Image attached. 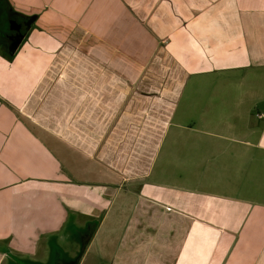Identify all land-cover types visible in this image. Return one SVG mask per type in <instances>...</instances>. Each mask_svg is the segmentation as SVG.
<instances>
[{
    "label": "crops",
    "instance_id": "crops-1",
    "mask_svg": "<svg viewBox=\"0 0 264 264\" xmlns=\"http://www.w3.org/2000/svg\"><path fill=\"white\" fill-rule=\"evenodd\" d=\"M24 20L0 38V264L62 238L76 264H264V0H0Z\"/></svg>",
    "mask_w": 264,
    "mask_h": 264
},
{
    "label": "flooded vegetation",
    "instance_id": "flooded-vegetation-1",
    "mask_svg": "<svg viewBox=\"0 0 264 264\" xmlns=\"http://www.w3.org/2000/svg\"><path fill=\"white\" fill-rule=\"evenodd\" d=\"M26 26H27V22L22 21V25L19 26V28L16 29H11L10 32L8 33V35L6 37H4V41L5 44H7L10 41V44L13 43L18 36H20L22 33H26ZM10 38V39H9ZM87 232V229L84 228L83 230L78 231L77 233L74 234V236H77L78 241H79V245H82V240L85 236V234ZM55 246V252L53 254H51V259L46 261L43 264H76V260H77V256L73 257H69L68 255V251L64 250V249H56L58 247L57 244H54ZM57 250V251H56ZM62 259V261H55L56 259ZM15 264H34L33 261H29V260H22V262H17ZM41 264V263H39Z\"/></svg>",
    "mask_w": 264,
    "mask_h": 264
},
{
    "label": "rangeland",
    "instance_id": "rangeland-1",
    "mask_svg": "<svg viewBox=\"0 0 264 264\" xmlns=\"http://www.w3.org/2000/svg\"><path fill=\"white\" fill-rule=\"evenodd\" d=\"M10 27H11V24L9 22L0 23V38H4L8 35L11 29ZM66 240L67 239L62 238V240H60L61 245H63L65 249L72 250L73 246L71 244H68Z\"/></svg>",
    "mask_w": 264,
    "mask_h": 264
},
{
    "label": "water",
    "instance_id": "water-1",
    "mask_svg": "<svg viewBox=\"0 0 264 264\" xmlns=\"http://www.w3.org/2000/svg\"><path fill=\"white\" fill-rule=\"evenodd\" d=\"M30 25H31V23L28 22V23H27V26H26V31H27V29L30 28ZM24 35H25V33H22V34H21L20 36H18V38H17V39L11 44V46H10V48H9L10 53H14V52H15V50H16L17 47L19 46V44H20L22 38L24 37Z\"/></svg>",
    "mask_w": 264,
    "mask_h": 264
}]
</instances>
